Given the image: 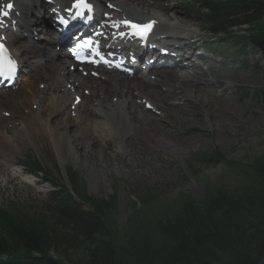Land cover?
Returning <instances> with one entry per match:
<instances>
[{
  "label": "rangeland",
  "instance_id": "rangeland-1",
  "mask_svg": "<svg viewBox=\"0 0 264 264\" xmlns=\"http://www.w3.org/2000/svg\"><path fill=\"white\" fill-rule=\"evenodd\" d=\"M183 1L185 0H153L150 6L138 7L140 13H148L150 17L164 21L172 18L181 22L186 19L188 21H184L185 23L197 29L194 36L177 43L181 47L192 44L193 57H181L176 54L177 57L168 60V64H165V58L164 61L159 59V66L143 73L144 76L147 75V79H157L155 71L166 69L169 64L179 61L194 66L193 69L202 74L206 81L212 77L213 84L207 86V91L202 90L203 93L207 92L210 104L208 108L203 101L200 103L191 99L169 102L171 108L164 109L161 106L164 110L168 109L166 112L161 108H154L151 112L155 117L153 123L160 128L163 138L168 136L167 142L173 146L174 151L154 148L139 135L124 143V146L132 151L126 164L120 157L121 151L113 136H106L104 141L100 139L87 148L83 141L73 136L79 128L71 119L74 127L68 129L69 144L74 146L72 143L75 140L79 144L74 157L63 147V154H68L69 159L62 162L50 143L45 138H40L38 147L19 143L15 163L10 166L0 164V210L6 209L7 212L23 218L28 216L48 219L53 224L51 218L57 205L55 199L60 191L59 187L53 186L52 183L66 188L75 200L83 198L84 195L92 200H107L114 196L115 206L106 211L105 219L114 241L122 238L120 244L123 246L124 236L131 234L135 227V219L140 220L142 232L151 234L154 232L153 224L157 218L167 214L163 213L165 211L179 208L178 204L183 198L205 204L212 191L208 188L222 185L232 189L238 186L239 165L245 163V159L260 158L264 155V53L254 50L246 52L244 56L238 55L239 59L243 57L245 63L242 64L231 58L224 60L225 51L222 48L218 50L221 47L219 43L211 45L209 50L207 25L202 18L184 7ZM33 12L34 16L28 19L33 20L35 16L42 14L40 9H34ZM21 16L28 20L23 10ZM46 20L51 22L49 18ZM134 20L141 21L137 18ZM40 26L42 25L36 24L31 32L34 33V38L38 39V42H34L38 50L44 48L41 37L49 38V33L43 35ZM31 36L33 38L32 34ZM23 42L27 45L26 41ZM56 50H60V53L62 49ZM196 52L203 54L200 56L204 59L203 62L197 60L199 55L197 56ZM151 56L155 57L156 53ZM152 57L147 56L144 62ZM208 64L216 77L209 76ZM136 76H139V73L133 76L139 78L140 76ZM24 79L20 76L11 90L2 91L18 93ZM93 86L95 87L94 84ZM88 92L89 89L86 90L87 94ZM193 95L197 93H191V96ZM198 97L204 98V94L201 93ZM137 105L141 109L143 103L139 102ZM206 109L214 116H206ZM20 112L23 113L24 110ZM4 115L0 116L5 120L3 126H17V123L7 120L6 113ZM149 118L146 116L145 119H140L145 125V130L151 129ZM57 119V116L53 118L54 123ZM187 121L188 123L183 124ZM140 134L144 135V132L140 131ZM87 156L89 159H86ZM116 156L118 161L114 160ZM29 164L30 167L36 165L49 179L41 178L39 174L30 175L25 170V166ZM144 202H147V206ZM84 208L87 209L86 206ZM56 229L59 235L70 234L62 226H57ZM63 249H66L71 257L78 252L69 243L61 244L57 254H65Z\"/></svg>",
  "mask_w": 264,
  "mask_h": 264
},
{
  "label": "bare ground",
  "instance_id": "bare-ground-1",
  "mask_svg": "<svg viewBox=\"0 0 264 264\" xmlns=\"http://www.w3.org/2000/svg\"><path fill=\"white\" fill-rule=\"evenodd\" d=\"M75 1L77 0H53V4L48 5L43 0H0V39H3L7 45V57L10 61L14 59L18 65H22L20 76L25 78L18 93L9 91L5 93L0 90V116L6 113L8 121L17 123L16 127L3 126L5 120L0 117V164L10 166L11 163H15L19 143L38 147L40 138H45L50 143L62 162L67 161L69 157L68 154H63V147L67 148L74 157L79 144L76 140L72 143L74 146L69 144L68 129L74 127L71 119L79 128L73 136L83 141L87 148L100 139L104 141L106 136H113L114 142L120 148V157L126 164L131 158L129 156L132 151L130 152L124 143L139 135L154 148L174 151L173 146L167 142L168 136L163 138L160 128L153 123L155 117L151 112L154 108L162 109L161 106L171 108L169 102L191 99L204 102L208 108L210 104L207 100V92L203 93L202 90L207 91V88L213 84L211 76L216 77L215 72L208 64L211 80L206 81L202 74L193 69L194 66L180 61L169 64L166 69L155 71L157 79L150 77L147 79V75L144 76L143 73L139 74L140 77L136 76L139 78L129 77L128 74L121 73L114 67L79 68L66 51L61 50L58 53L60 50H56V47H59L57 36L54 32L48 31L51 25L46 20L51 18L50 14L60 12L62 7L65 8ZM83 1L101 8L104 15H100L96 21L104 28H111L115 33L121 32L133 21H140L134 20L136 18L153 22L155 30L164 35L163 42L173 45L197 33V29L184 22L188 21L186 19L179 22L169 18L164 21L138 11L140 5L150 6L153 0ZM34 9H40L43 13L35 16L33 20L28 19L26 14L30 13L32 17ZM22 10L28 20L22 18ZM36 24L45 25L42 30L43 35L49 33V38L41 37L44 48L40 50L34 43L38 42L37 38L34 39V34L31 33ZM23 41H26L27 45ZM193 49L192 44L187 47L176 45L172 52L186 57L192 55ZM154 52L156 55L159 53L157 50L146 49L143 54L146 55L145 57H152ZM196 54L198 56L199 53ZM200 56L197 60L203 62L204 59ZM164 58L165 64H168L171 57L161 56L159 53L149 67L157 66L159 64L157 60L164 61ZM91 72L96 73V77H92ZM129 78L133 79L129 80ZM193 91L197 95L191 96V93L194 94ZM201 93L204 94V98L198 97ZM139 102L143 103L141 109L137 105ZM164 109H162L164 112L168 110ZM21 110L24 112L21 113ZM205 111L206 116L210 118L214 116L208 113L207 109ZM55 116L58 118L56 123L53 120ZM146 116L150 117L151 121L149 130L144 129L145 125L140 120L145 119ZM60 117L61 121H59ZM186 123L188 121L183 124ZM140 131L144 132V135L140 134ZM62 154L63 158H61ZM86 159H89L88 156ZM114 160L118 161V157H114Z\"/></svg>",
  "mask_w": 264,
  "mask_h": 264
},
{
  "label": "trees",
  "instance_id": "trees-1",
  "mask_svg": "<svg viewBox=\"0 0 264 264\" xmlns=\"http://www.w3.org/2000/svg\"><path fill=\"white\" fill-rule=\"evenodd\" d=\"M183 3L203 19L209 33L223 35L219 49L225 51V60L242 64L238 55L264 53V0ZM31 167L32 173L38 170ZM238 175V186L232 189L208 188L212 191L205 204L183 198L179 208L157 218L151 234L142 232L135 219L123 246L122 238L114 241L105 219L115 206L114 196L75 200L66 188L52 183L60 191L53 224L0 210V264H257L264 257V155L245 159ZM57 226L70 234L62 237ZM69 243L78 251L74 257L66 249L57 254L61 244Z\"/></svg>",
  "mask_w": 264,
  "mask_h": 264
},
{
  "label": "water",
  "instance_id": "water-1",
  "mask_svg": "<svg viewBox=\"0 0 264 264\" xmlns=\"http://www.w3.org/2000/svg\"><path fill=\"white\" fill-rule=\"evenodd\" d=\"M257 264H264V257Z\"/></svg>",
  "mask_w": 264,
  "mask_h": 264
}]
</instances>
